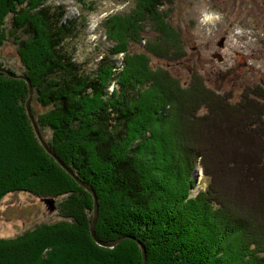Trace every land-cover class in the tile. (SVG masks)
<instances>
[{
  "label": "trees",
  "instance_id": "trees-1",
  "mask_svg": "<svg viewBox=\"0 0 264 264\" xmlns=\"http://www.w3.org/2000/svg\"><path fill=\"white\" fill-rule=\"evenodd\" d=\"M50 1L0 0V43L15 41L49 148L96 194L98 238L123 241L113 249L94 241V196L40 142L27 82L0 73V204L20 193L61 199L62 219L0 239V264H144L141 245L146 264H264V88L237 101L198 75L184 85L154 70L153 58L186 56L161 16L172 0L108 17L114 45L89 70L70 48L77 21ZM147 17L162 36L133 54ZM198 166L208 185L193 197Z\"/></svg>",
  "mask_w": 264,
  "mask_h": 264
},
{
  "label": "rangeland",
  "instance_id": "rangeland-1",
  "mask_svg": "<svg viewBox=\"0 0 264 264\" xmlns=\"http://www.w3.org/2000/svg\"><path fill=\"white\" fill-rule=\"evenodd\" d=\"M85 1V6L76 0H51L49 5L65 6L66 19L77 21L79 36L71 41L70 48H75L77 62L94 70L97 62L114 45L107 37L106 19L115 15L124 18L133 15L143 6V0ZM167 9L168 12L161 16H165L178 32L186 56L178 61L152 56L154 70L163 67L184 85L198 75L209 88L222 95H232L237 101L246 90L264 88V0H172ZM150 21L151 17H147L144 36L140 45L132 47L133 54L143 53L149 39L162 36ZM126 56L125 53L116 56L123 69ZM0 63L18 75L25 72L12 38L0 43ZM33 96L34 91L29 94L31 109ZM35 108L37 113L42 112L40 106ZM44 135L51 139L49 131ZM197 171L199 175L193 197L208 185L203 169L198 166ZM233 175L239 174L230 173L229 176ZM60 202L61 199L56 200V205ZM60 220L59 211H51L43 200L26 193L10 194L0 204V239L16 238L40 224Z\"/></svg>",
  "mask_w": 264,
  "mask_h": 264
},
{
  "label": "water",
  "instance_id": "water-1",
  "mask_svg": "<svg viewBox=\"0 0 264 264\" xmlns=\"http://www.w3.org/2000/svg\"><path fill=\"white\" fill-rule=\"evenodd\" d=\"M0 72L1 73H5L7 74L8 76L12 77V78H20V79H23L25 81L28 82L29 84V87H30V92H31V95L33 94V88H32V83L30 82V80L28 78H26L25 76H19V75H15L13 73H11L10 71H8L7 69H0ZM28 113H29V117L33 123V126L35 128V131H36V134L40 140V142L42 143V145L44 146L45 150L55 158V160L61 165V167L63 169H65L70 175H72L77 181L78 183L85 187L87 189L88 192H90L93 196H94V199H95V217H94V222L92 223V226H91V233H92V236H93V239L94 241L100 246V247H103V248H109V249H113L115 248L116 246H118L122 241L123 239H120L118 241H113V242H103L101 241L97 234H96V226H97V223H98V218H99V204H98V198L96 196V194L94 193V191L89 188L88 186H86L83 182H81L77 177L76 175L73 173V171H71L54 153L53 151L49 148L47 142L45 141L43 135H42V132L40 131V128L37 124V121L33 115V112H32V109H31V101L28 103ZM199 175V171H196V177H198ZM48 206H49V209L51 211H56V203L54 200H45L44 201ZM141 248H142V251H143V255H144V264H146L147 262V256H146V248L144 245H141Z\"/></svg>",
  "mask_w": 264,
  "mask_h": 264
}]
</instances>
